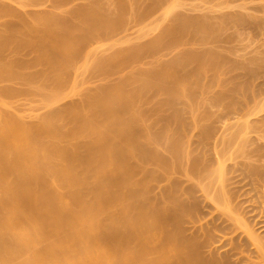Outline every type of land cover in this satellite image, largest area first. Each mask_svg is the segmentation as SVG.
<instances>
[{"label":"bare ground","instance_id":"bare-ground-1","mask_svg":"<svg viewBox=\"0 0 264 264\" xmlns=\"http://www.w3.org/2000/svg\"><path fill=\"white\" fill-rule=\"evenodd\" d=\"M104 1L84 0L83 2L82 0L80 8H84L88 14L99 11L102 13L103 5L108 6ZM117 1L118 10L126 7L127 1ZM228 1L237 2L240 0H227V2L225 1L227 6L229 5ZM241 1V5L240 3V6L238 5L239 8L237 5L235 6L236 10L234 7H227L229 10L232 9V12L226 9L224 16L222 14L218 20L216 19V23L224 24V21L229 19L242 29L239 32L240 28L236 29L235 26L234 33L237 30V33L243 36L245 33V36L247 34L252 37L249 33L254 29L260 30L261 27L264 31V0ZM232 3L231 6H234L235 4L232 5ZM26 5L24 0H0V15L1 13L8 15L3 21L1 18L0 20L3 23L5 21L4 24L12 22L13 25L14 22H17L22 25L21 27L16 25L20 29L17 33H15L16 31L12 33L11 29H4L6 26L0 27V82L2 83L0 84V264H199L188 255V250L192 248L195 258L199 257L196 246L194 247L196 242L193 244L190 242L194 240L183 242L181 238L177 237L178 233L174 232L175 229H172L173 232L171 230L170 221L178 219L179 213L178 216L176 215L177 217L167 216L168 204L163 200L161 202L160 199L159 201L155 199L157 196H154L153 200V195L151 197L150 191L148 193V184L150 183L152 186L150 180L161 176V174L169 175L170 171L165 173L167 166H164L162 162L164 160L157 159L160 155L155 157V153L162 148L155 145L156 141L153 142L150 129L146 126L147 124L145 125L146 122L141 123L142 119L141 121L137 120L138 111L136 105L134 107L130 102L129 92L122 90L123 88L116 83L106 82L108 78H103L105 81L93 83L95 85L92 87L85 85L86 81L83 77L78 79L81 74L87 73L88 76L89 72L92 74V71L94 73L105 70L109 61L106 57L103 59L100 57L99 53L102 51L111 50L110 53L113 55L111 58L120 61L118 53L122 49L124 51L126 46L124 47L123 44L127 40L119 41L120 39H118L117 42L93 46L87 50L83 60L76 63L73 54L78 53L76 51L80 48L78 47L80 43L78 42L77 46L78 40L72 39L76 43L71 41L72 36L76 35L75 30L74 34L70 35L71 38L66 40L65 37L63 38L62 31L60 32L63 36L59 31H55V27L50 29L47 21L44 22L40 18L31 20L26 17L27 15L26 18L11 15L12 13H27L24 9ZM72 5L71 9H73ZM54 7L48 11L50 14L53 13V16L56 13L63 15V13H67L66 10L68 13L71 12L69 6L67 9L63 6V10H57V5ZM109 8V13L112 10L113 13H121L115 7L111 9L112 7L109 6ZM109 8L107 7L108 10ZM242 9L245 11L241 12ZM252 9L256 10L255 15L258 12L263 15L259 18L254 17L250 14ZM246 10H250V12L246 13L248 12ZM45 11L47 12V10ZM105 11L103 7V12ZM43 12L44 9L43 11L41 9L33 11V13L41 14ZM56 15L55 17H57ZM204 16L206 17V15ZM207 20L205 24L202 21L204 26L206 25L205 30L210 19ZM80 23L83 26L82 20ZM58 32L64 42L58 40L60 37L58 34L57 38ZM261 32L262 30H260V34ZM26 47L28 51H33L32 56H29L30 53H28L29 59L23 54ZM7 48L9 50L13 48L18 52L20 48L22 56L18 52L13 53V50L12 54L9 53L8 56H5ZM30 63H33L31 65L33 67L36 63L37 70H30L27 66ZM37 63L40 64L39 69ZM157 68H153V72L156 70L164 80L174 76V70L171 73L167 70L168 67H163V69L161 67L158 70ZM71 71L74 72V77L71 74L72 82L70 81L66 90L61 89V91V84L67 81L66 79L69 77L67 74L68 72L70 74ZM132 72H135V69L130 73ZM84 77L86 78V76ZM59 85L61 86L58 90ZM124 87L126 86L124 85ZM143 87L146 88V84ZM19 91L30 93L29 95H39L38 102L34 100L35 103L32 102V106L35 104L34 108L30 102L28 108L24 109L23 107L22 109L21 104L17 108L15 104L17 101L14 103L12 97H16L17 93L19 96ZM121 91L126 92V95H123ZM39 110L40 112H38ZM41 111H45L44 114L41 115ZM190 120L192 121L191 118ZM193 120L195 122V119ZM184 148L183 146L181 149L179 148L180 151L182 150L181 155L185 152ZM186 152L187 155L188 151ZM178 154L176 155L178 156ZM152 159L156 165L153 166L152 163L153 167L147 168L145 162L149 160V163ZM186 160L188 161L189 158ZM222 167H224L223 161ZM220 169H222L221 164L217 171ZM138 170L142 171L140 172L142 175L137 177L135 173ZM170 170L172 169L170 168ZM217 174H219L218 178L222 184L223 175H220V172ZM204 175L202 173V177ZM194 178L196 179V177ZM218 178L216 176L217 182ZM212 179L215 180V178ZM179 180L171 176L168 178L169 185L172 187H177L176 184ZM200 182H203L202 178ZM141 184L144 190H141ZM153 185L156 186V183ZM145 187L148 188L146 192ZM159 191L163 192L161 189ZM203 193L205 195V192ZM214 199H212L213 203ZM226 201L228 202L227 199ZM217 202L214 204L216 207ZM228 204L223 203L224 207L219 206V209L224 210L225 208V212L227 210L229 214L227 219L230 217V221L235 220L236 223L233 222V225L234 227L239 225L237 230L239 227L242 228L241 233L243 231L246 233H244V238L247 235L248 242L251 241V246L254 245L251 248L263 261L264 240L256 235L255 229L254 231L250 230L251 227H248L245 219L232 213ZM234 210H237L236 206ZM173 211L176 210L173 209ZM239 219L243 221L241 222ZM235 232L234 230V233H231L235 234ZM236 235L238 236L237 233ZM240 235L242 237V234ZM238 238L240 239V236ZM235 244L239 243L236 241L232 247ZM242 255L240 256L242 257ZM245 256L244 261L249 259L247 254ZM250 258L252 259V256ZM236 260L243 261L242 258ZM261 260L259 261L261 262ZM203 262L206 263L205 260ZM203 262L201 261L200 264Z\"/></svg>","mask_w":264,"mask_h":264},{"label":"rangeland","instance_id":"rangeland-1","mask_svg":"<svg viewBox=\"0 0 264 264\" xmlns=\"http://www.w3.org/2000/svg\"><path fill=\"white\" fill-rule=\"evenodd\" d=\"M24 1L27 3L24 7L27 13H12L11 15L22 17L27 15L26 17L31 20L40 18L44 22L47 21L46 23L49 24L50 29L55 27L56 32L62 31L64 36L61 32L60 34L66 40L71 38L75 30L76 35L75 37L74 35L72 36L71 41L72 39L78 40L77 43L75 40L72 41L77 46L78 42L80 43L78 46L80 48L76 51L78 53L73 54V59L76 63L82 61L83 56H86L87 50L93 46L117 42L118 39H120L119 41L127 40L123 44L124 47L126 46L124 51L122 49L118 53L120 54L118 56L120 61L119 59L115 61L114 58H111L113 57L112 53H110L111 50L102 51L99 53L100 57L102 59L106 57L109 62L111 60L110 63L107 61L108 64L105 70L94 73L92 71V74L89 72L88 76L87 73H84L85 75H79L78 79L83 77L86 81L85 85L92 87L96 83L102 82L103 78H108L106 82L116 83L123 88L122 90L129 92L130 102L131 104L133 103L134 107L136 105L138 111V114L136 112L137 116L139 115L137 120L141 121L142 119L141 123L146 122L145 125L147 124L146 126L150 129L149 132L153 142L156 141L155 145H159L160 147H158L162 148V150L159 149L157 151L158 154L157 152L155 153V157L157 158L160 155L157 159L162 158L164 160L160 159L164 166H167L165 173L170 171L169 175L161 174V176H156L150 180L152 186H150V183L148 184V193L150 191L149 195H153V200L154 196H157L155 199L158 201L160 199L161 202L163 200L168 204L167 216L177 217L179 213L178 219L173 220L174 223L170 221V227L171 230L175 229L174 232L178 233L177 237L181 238L183 242H186V240H194L190 242L192 244L196 242L194 247L196 246L199 257L195 258L194 252L190 248L188 250L190 258L193 257L199 264L204 260L207 264H252L253 261H255L254 264L258 262V264H264V260L259 259L257 252L251 248L254 245L251 246V241L248 242L249 238L248 240L246 239L247 235L244 238L245 232L241 233L242 228L239 227L237 230L239 225H235L236 229H234L233 222L235 220H231V224L230 217L227 219V215L229 216L227 210L225 212V208L224 210L219 209V206L224 207L223 203L228 204L229 202L228 205L231 207V212L236 216L238 215L239 218L241 216L245 219L246 221H244L249 225L248 227H251L250 230L254 231L255 229L256 235L261 240H264V31L261 27V35L259 29H254L249 33L252 37H249L247 34L245 36V33L244 36L238 34L237 32L242 30L241 27H237V24L235 25V22L233 23L229 19L224 21L225 25L216 23V19L218 20L222 14L224 16L227 7H234V10H236L235 6H238L242 1H232L234 3L228 1L229 5L227 6V0H156L157 2L155 0H123L124 2L127 1L125 3L126 7L118 10L117 0H103L108 5L106 7L103 5L106 11L103 12L102 7V13L100 11H92L93 13L89 14L84 8H80L82 0ZM222 1L224 2L221 3ZM177 2L178 5H176ZM217 3H219V6L216 5ZM231 3L235 5L231 6ZM56 5L58 7L56 8L57 10H63L64 7L67 9V6L70 7L71 5L73 9L70 7L71 12L68 13V10H66L67 13H63V15H61L62 13L60 15L56 13L57 15L54 14L53 16V13L50 14L48 11L49 9L51 10V7L55 8L54 6ZM109 6L112 7L111 9L115 7L121 13H113V10L109 13ZM34 9H41L42 11L44 9L45 13H33ZM229 11L232 12V9ZM242 11L245 10L242 9ZM89 12L91 11L89 10ZM249 12L250 10L246 13ZM255 13L256 10H253L250 14L257 18L263 15L261 12L256 15ZM259 13L261 14L259 15ZM7 16V13L6 15L1 13L0 18L3 21ZM87 17L88 19L86 20ZM204 19H210L209 21L207 20L208 23L206 22L208 26L206 30V25L204 26L206 20L203 21ZM1 20L0 27L4 28L6 26L4 29H11L12 33L14 31H16L15 33L19 32L20 29L17 27L22 26L20 23L17 24V22H14L13 25L12 22L4 24L5 21L3 23ZM81 20L83 26L80 23ZM235 26L236 29H240L238 31L235 30L236 32L234 33ZM69 31L73 32L70 33ZM59 32L57 33V38ZM60 34V39L58 38V40L64 42ZM77 36L78 38L76 39ZM9 48L11 49V47ZM134 48L135 50L133 51ZM29 49L31 50V48ZM12 50L8 49L5 56H8L9 53L12 54V52H18V50ZM19 50L18 54H21L22 50L20 48ZM24 51L23 54L29 59L33 51H28L27 47L26 49L24 48ZM28 53H30L29 56ZM113 54L115 53L113 52ZM25 55L24 58H26ZM37 64L39 69L40 64ZM31 65L33 63L27 65L30 70H37L35 68L36 63L34 67ZM161 67L162 69L163 67H168L167 70L170 72L174 70V78L171 77L168 80H164L158 75L156 70L153 72V68L158 70ZM134 69L135 72L130 73ZM73 73V71L70 74L68 72L67 81L61 84L62 86L59 85L57 87L58 90L60 86V90L68 88L72 82V76L74 77ZM87 79L89 83H87ZM146 79L147 81H145ZM144 81L146 88L143 87L145 86ZM0 84L2 83L0 82ZM126 92H122L123 95H126ZM131 93L132 95H130ZM29 94L23 91L19 93V96L17 93L16 97H12L14 98V103L17 101L15 103L17 108H19L20 104L22 109L23 107L24 109L25 107L28 108L30 104L32 106V102L37 101L39 98V95ZM34 106L32 107L34 108ZM44 112L41 111V115ZM193 119H195V122ZM182 146L186 148H184L185 152L188 151L187 155V152L181 155L182 150L180 151V149ZM186 156L189 158L188 161ZM148 161L145 162L147 168L156 165L153 159L149 163ZM222 161L224 167H222ZM148 164L150 167L147 166ZM220 164L222 169L217 171ZM171 166L174 167L172 168ZM140 172L142 171L138 170L135 175L137 177L141 176ZM209 172L210 174L208 175ZM219 172L220 175H223L222 184H220V179L218 178L219 174L217 173ZM202 173L203 175L205 174L203 177ZM170 176L180 179L176 184L177 187L169 185L168 178ZM216 176L219 180L218 182ZM201 178L203 182H200ZM212 178H215V180ZM226 178L227 180L225 181ZM155 183L156 186L153 185ZM209 187L212 189H209ZM148 188L145 187V192ZM160 189L163 192L159 191ZM141 190H144L143 187ZM208 190L213 193L210 194ZM209 194L210 199L211 195L212 199L215 197L214 203L212 199H209ZM167 200L170 201L167 202ZM216 202L218 203V208L214 205ZM235 206L236 211L234 210ZM173 209L176 211L174 212ZM173 219L175 218L173 217ZM239 220L243 221L242 219ZM258 226L260 227L259 229ZM239 229L241 230L239 231ZM234 230L238 236L233 234ZM240 234H242V237ZM239 236L241 240L238 238ZM236 241L239 244H235L232 247ZM238 254L239 256L243 254L242 257L240 256L242 260L246 258L245 254H247L252 262L249 259H247L248 262L247 260H236L240 259ZM256 255L258 261L255 258ZM251 256L252 259L250 258Z\"/></svg>","mask_w":264,"mask_h":264}]
</instances>
